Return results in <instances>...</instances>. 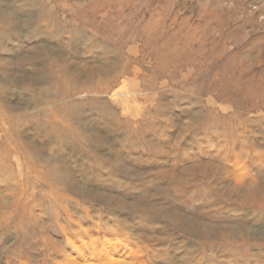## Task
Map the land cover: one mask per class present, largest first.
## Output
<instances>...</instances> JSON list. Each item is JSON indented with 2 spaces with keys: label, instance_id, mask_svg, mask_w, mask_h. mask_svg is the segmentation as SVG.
Returning <instances> with one entry per match:
<instances>
[{
  "label": "rangeland",
  "instance_id": "rangeland-1",
  "mask_svg": "<svg viewBox=\"0 0 264 264\" xmlns=\"http://www.w3.org/2000/svg\"><path fill=\"white\" fill-rule=\"evenodd\" d=\"M263 133L264 0H0V264L94 237L264 264V202L225 175L264 180Z\"/></svg>",
  "mask_w": 264,
  "mask_h": 264
},
{
  "label": "bare ground",
  "instance_id": "bare-ground-1",
  "mask_svg": "<svg viewBox=\"0 0 264 264\" xmlns=\"http://www.w3.org/2000/svg\"><path fill=\"white\" fill-rule=\"evenodd\" d=\"M11 15V14H10ZM12 18V17H11ZM104 73V72H103ZM109 73H111V71H109ZM105 75V74H104ZM108 75V74H107ZM103 76V75H102ZM101 76V77H102ZM100 77V78H101ZM109 79V78H108ZM115 80V79H114ZM9 83V82H8ZM111 83V82H110ZM123 84V83H122ZM110 85V84H109ZM132 85V84H131ZM127 86V84H126ZM8 87V86H7ZM95 87V86H94ZM103 88V87H102ZM107 88V87H106ZM4 89V88H3ZM91 89V88H90ZM5 90V89H4ZM127 90V89H126ZM109 90H107L108 92ZM106 92V93H107ZM103 94V93H102ZM3 98V97H2ZM4 99V98H3ZM2 99V100H3ZM6 99V98H5ZM212 99V97H211ZM5 102V100H4ZM210 103V102H209ZM127 104V103H126ZM132 105V104H131ZM3 106V105H2ZM124 106H126L124 104ZM217 106V104H216ZM131 107V106H130ZM129 107V109H130ZM133 107V106H132ZM161 107V106H160ZM128 108V107H127ZM10 110V109H9ZM133 110V109H132ZM17 111V110H16ZM7 112H11L8 111ZM12 113V112H11ZM181 114V113H180ZM122 115H124V113H122ZM129 115V114H127ZM63 117V116H62ZM218 120V119H217ZM216 120V121H217ZM214 121V120H213ZM11 123V122H10ZM29 123V122H28ZM216 123V122H214ZM208 124V123H207ZM206 124V125H207ZM211 126V125H210ZM215 129V128H214ZM264 134V133H263ZM211 135V132L209 131L208 137ZM212 136V135H211ZM263 136V135H262ZM228 137V135H227ZM232 137V136H231ZM236 137V136H235ZM242 138V137H241ZM212 139V138H210ZM228 139V138H227ZM235 139V138H234ZM209 141V140H208ZM236 141V139H235ZM258 141V140H257ZM223 142V141H222ZM234 142V141H233ZM214 143V142H213ZM15 144V143H13ZM228 144V143H227ZM225 145V144H224ZM28 146V145H26ZM221 146V145H220ZM246 146V145H245ZM212 147V146H211ZM226 147V146H225ZM29 148V147H28ZM227 148V147H226ZM230 148V147H228ZM247 149V148H246ZM245 149V150H246ZM201 150V149H200ZM220 150V149H219ZM222 150V149H221ZM100 151V150H99ZM217 151V150H216ZM6 152V151H5ZM203 152V151H202ZM201 152V154H202ZM210 152V151H209ZM7 153V152H6ZM206 154V153H205ZM220 154V153H219ZM243 154V153H242ZM222 155V154H220ZM227 155V154H226ZM251 155V154H250ZM2 157H4L3 155H1ZM207 156V155H205ZM16 157V156H15ZM19 157V156H18ZM99 157V156H98ZM198 157V156H197ZM6 158V157H5ZM258 158V157H257ZM9 158H7L8 160ZM14 159V158H13ZM32 159V158H31ZM247 159V158H246ZM122 160V159H121ZM212 160V159H211ZM15 161V160H14ZM33 161V160H32ZM18 162V161H16ZM223 162V161H222ZM261 160L260 159H254L253 160V165L256 166L258 163H260ZM36 164V163H35ZM52 164V163H51ZM195 164V163H193ZM3 166V165H2ZM78 166V165H77ZM220 166V165H219ZM44 167V166H42ZM221 167V166H220ZM218 167V168H220ZM1 168V166H0ZM39 168V165H38ZM41 168V167H40ZM194 168L197 169H201L204 170L205 169V165H200V166H195ZM225 168V167H224ZM2 169V168H1ZM228 169V168H227ZM219 171V170H217ZM190 172V171H189ZM200 172V171H199ZM193 173V172H192ZM203 173V172H202ZM211 173V172H210ZM178 174V173H177ZM187 175L184 174L183 177L178 179V182L181 181V183L184 186H190L193 183H196V180H190V178ZM195 174V172L193 173ZM197 174V173H196ZM59 175V174H58ZM143 175V174H142ZM175 175V174H174ZM203 175V174H202ZM225 175L228 177H231V180L233 182V186H234V191H238L237 195L238 197L244 198L246 199V204H253V203H259V202H264V194L259 195L258 191L259 189L263 188L264 190V180L261 178V175H259L258 171H256L255 168H251L249 167V165H247V161L244 160L243 158L240 157V159H236L233 164L232 167L227 170V172L225 173ZM4 176V174H3ZM7 176V175H6ZM167 176V175H166ZM180 176V174H179ZM204 176H207L206 172H204ZM187 177L189 179H187ZM2 178V176H1ZM185 178V179H184ZM214 178V177H213ZM216 178V177H215ZM224 178V177H223ZM183 179V180H182ZM207 179L210 182V178L207 177ZM221 179V178H220ZM230 179V178H229ZM16 180V179H15ZM63 180V179H62ZM187 180V181H186ZM226 180V179H225ZM8 181V180H7ZM177 181V180H176ZM199 181V180H197ZM201 181V180H200ZM29 182V181H28ZM20 183V182H19ZM177 183V182H176ZM200 183V182H199ZM180 184V183H179ZM178 184V185H179ZM231 184V183H230ZM23 185V184H22ZM198 185V184H197ZM173 187V185H172ZM193 187V185H192ZM227 187V186H226ZM199 188V187H198ZM221 188V187H220ZM52 188H50L51 190ZM228 189V188H227ZM162 190V189H161ZM165 190V189H164ZM188 190V189H186ZM240 190H245L244 191V195H239L241 193ZM160 191V190H158ZM233 191V192H234ZM16 192V190H15ZM133 192V191H132ZM192 192V191H191ZM195 192V190H194ZM192 192V193H194ZM227 192V191H226ZM13 193V192H12ZM50 193V192H49ZM164 193V192H163ZM219 193V192H218ZM236 193V192H235ZM6 194V193H5ZM9 194V192H8ZM14 194V193H13ZM191 193H189L190 195ZM229 194V193H228ZM188 195V194H187ZM194 195V194H193ZM204 195V194H203ZM220 195V194H219ZM20 196V195H19ZM31 196V195H30ZM52 196V194L50 195V197ZM231 196V195H230ZM195 197V196H194ZM193 197V198H194ZM203 197V196H202ZM226 197V196H225ZM235 197V196H234ZM4 198V197H3ZM214 198V197H213ZM229 198V197H228ZM8 199V198H7ZM10 199V198H9ZM227 199V198H226ZM239 199V198H238ZM5 200V199H4ZM200 200V199H199ZM198 200V201H199ZM213 200V199H212ZM1 201V200H0ZM3 201V200H2ZM123 201V200H122ZM237 201V200H236ZM10 202V201H9ZM15 202V201H13ZM3 203V202H2ZM17 203V202H15ZM122 203V202H121ZM4 205V203L2 204ZM10 205V204H9ZM15 207V206H14ZM17 208V207H16ZM213 208L216 209L215 206H213ZM219 208V207H217ZM20 209V208H19ZM207 209H212L211 207H208ZM1 210V209H0ZM24 210V209H23ZM28 210V209H27ZM69 211V210H68ZM51 212V213H50ZM49 213L50 216L55 215L54 212V207L53 205H51L49 207ZM17 214V213H16ZM7 218V217H6ZM1 219V218H0ZM62 219V218H61ZM60 219V220H61ZM37 220V219H36ZM35 220V221H36ZM51 220V219H50ZM66 220V219H65ZM15 223V222H14ZM80 223V222H79ZM188 223V221H187ZM189 223H192L189 222ZM57 225V224H56ZM157 225V224H156ZM126 228V227H125ZM4 229V228H3ZM135 230V229H134ZM144 233V232H143ZM125 234V233H124ZM126 235V234H125ZM141 235V234H140ZM54 236V235H53ZM91 237V236H90ZM58 239V238H57ZM184 239V238H183ZM62 240V239H61ZM93 240H95L91 245L88 244V248L83 247L82 245H78L75 244L73 242V245L68 246L66 243L64 244H59L57 241L52 242V244L56 247V249L58 250L57 255H55L54 257H52L49 262L44 260L40 261L38 258H36V264H156V260L157 259H161L162 257H159L158 254H148L147 252L144 251V248L142 245L137 244L136 243V247L133 246V242L131 241V238H109L107 237V239L105 240H100L99 238H93ZM60 241V239H59ZM63 242V241H62ZM69 242V243H70ZM235 243V242H234ZM86 245V244H85ZM87 247V246H86ZM178 248V246H177ZM176 249V248H175ZM16 250V249H15ZM146 250V248H145ZM155 250V249H154ZM224 250V249H223ZM191 251V250H190ZM203 252V251H202ZM204 253V252H203ZM254 253V252H253ZM58 256V257H57ZM161 256V255H160ZM177 257V256H176ZM49 258V257H48ZM174 260V259H173ZM216 260V259H215ZM207 261V260H206ZM205 261V262H206ZM5 263V261H4ZM28 263V262H27ZM26 262L23 263L21 262V264H27ZM170 263V262H169ZM172 263V262H171ZM2 264V263H1ZM29 264V263H28ZM183 264V263H182Z\"/></svg>",
  "mask_w": 264,
  "mask_h": 264
}]
</instances>
